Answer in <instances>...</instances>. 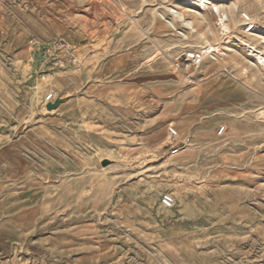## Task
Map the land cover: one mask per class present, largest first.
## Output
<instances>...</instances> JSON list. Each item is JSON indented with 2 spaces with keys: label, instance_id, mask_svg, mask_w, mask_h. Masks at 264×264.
<instances>
[{
  "label": "rangeland",
  "instance_id": "374dc122",
  "mask_svg": "<svg viewBox=\"0 0 264 264\" xmlns=\"http://www.w3.org/2000/svg\"><path fill=\"white\" fill-rule=\"evenodd\" d=\"M198 1L0 0V127L12 130L15 159L0 185V264H264V70L254 58L264 56V0H206L223 10L222 27ZM56 40L76 66L45 64ZM205 42L220 55L190 79L174 70ZM110 81L123 86L119 106L108 104ZM50 90L56 111L42 104ZM87 94L98 102L80 105ZM188 113L204 125L197 141ZM44 123L82 131L45 145L30 131ZM169 128L189 142L174 157ZM42 170L60 177L26 178ZM166 193L172 210L160 205ZM148 217L158 224L142 227Z\"/></svg>",
  "mask_w": 264,
  "mask_h": 264
},
{
  "label": "crops",
  "instance_id": "0c3cea01",
  "mask_svg": "<svg viewBox=\"0 0 264 264\" xmlns=\"http://www.w3.org/2000/svg\"><path fill=\"white\" fill-rule=\"evenodd\" d=\"M14 41H12V45L14 48H19L14 46ZM18 56V61L24 62L28 60V54L25 52H22L20 49V52L16 54ZM91 75H89V78ZM149 80V79H148ZM107 89H108V104L110 106H119L121 104V99L123 98L121 95L123 86L121 85L120 81H110L107 84ZM58 97H56L57 99ZM98 102L96 98L92 95H88L85 97H82L80 100L79 104L84 106V107H91L95 105ZM61 104L57 107V110ZM56 111V110H55ZM195 115L189 114L188 113V119L187 122H189V129L190 133L188 136H190L194 141H197L201 138L202 133L200 131L204 130V125L198 124L196 126L194 122ZM157 120L155 119L154 121L151 122V128L157 130ZM163 121V122H162ZM160 121L163 125H165L164 121L165 118ZM80 124H72L70 127L69 125L65 128H63L62 125L58 123H44V124H39L36 125V128L33 130H30L34 136L38 137V142H44L45 145L50 144V146H55V147H62L63 145V129L70 130L71 132H79L82 131V129L79 127ZM196 126V127H195ZM162 130V129H160ZM13 133L12 130L9 128H1L0 127V185L8 184L10 181L8 178H10L11 174V167H12V162H15V159L13 158V153L11 152L10 149V143L13 140ZM154 139V135L152 140ZM192 148V147H190ZM185 151L183 154V157L186 158V162L189 163L190 165L195 161V155H194V148ZM237 159V158H236ZM237 161V160H236ZM191 167V166H190ZM239 174H242L244 170H238ZM57 171H47V170H42L38 173H34L33 171H29L26 178L29 181L36 180L40 184L43 182L45 179L48 178H57L60 174V172L57 174ZM60 177V176H59ZM7 181V182H5ZM234 194L238 195V191L234 190ZM141 213V212H140ZM136 215H140L139 212L136 213ZM158 224V220L154 217H148L146 218L145 221L142 223V227L144 228H149L152 225ZM14 226H11L10 232L13 231L14 229L12 228Z\"/></svg>",
  "mask_w": 264,
  "mask_h": 264
},
{
  "label": "built area",
  "instance_id": "2783aa9c",
  "mask_svg": "<svg viewBox=\"0 0 264 264\" xmlns=\"http://www.w3.org/2000/svg\"><path fill=\"white\" fill-rule=\"evenodd\" d=\"M244 33L251 34L254 31V23L251 17L247 14H241ZM35 50H40V44L32 39L30 42ZM42 59L46 65L52 69L60 70L64 66H76L78 64L77 58L74 55L73 49L64 41L56 40L51 45L46 46ZM204 57L201 51L187 50L176 60L172 61V67L174 70L187 79H190L188 75L189 71L199 68L203 63ZM56 91L50 90L42 99V104L45 107L47 104H51L56 100ZM225 128L221 127L218 134H222ZM189 142L182 141L173 128L168 129V151L171 157H174L180 153L181 150L187 147ZM175 197L166 193L161 196L160 205L164 210H172L175 207Z\"/></svg>",
  "mask_w": 264,
  "mask_h": 264
},
{
  "label": "bare ground",
  "instance_id": "6f19581e",
  "mask_svg": "<svg viewBox=\"0 0 264 264\" xmlns=\"http://www.w3.org/2000/svg\"><path fill=\"white\" fill-rule=\"evenodd\" d=\"M198 5L200 7V9L202 10H206L209 11V13H211L212 16H214L217 19L218 25L220 27L223 26L224 20H225V15L222 9H219L217 7H215L214 5H212L211 2L206 1V0H199L198 1ZM201 46V52L203 54V57H215V56H219L221 51L218 47L216 46H212L211 44H209L208 42L203 43ZM254 58H255V62L256 64L262 69L264 70V56L259 54V53H255L254 54ZM182 151V150H181ZM180 151V152H181ZM102 159L105 160H109V158L107 157V155H102L101 156Z\"/></svg>",
  "mask_w": 264,
  "mask_h": 264
},
{
  "label": "water",
  "instance_id": "95a60500",
  "mask_svg": "<svg viewBox=\"0 0 264 264\" xmlns=\"http://www.w3.org/2000/svg\"><path fill=\"white\" fill-rule=\"evenodd\" d=\"M60 104H61V100H60V99H57V100H55L53 103H51V104H47V105L45 106V109H46L47 111H52V110L57 109V107H58ZM109 163H110V162H109L108 160H101V161H100V165H101L102 167L107 166Z\"/></svg>",
  "mask_w": 264,
  "mask_h": 264
}]
</instances>
